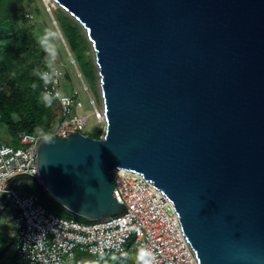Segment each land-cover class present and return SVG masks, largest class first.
Returning <instances> with one entry per match:
<instances>
[{
  "label": "water",
  "instance_id": "95a60500",
  "mask_svg": "<svg viewBox=\"0 0 264 264\" xmlns=\"http://www.w3.org/2000/svg\"><path fill=\"white\" fill-rule=\"evenodd\" d=\"M86 28L106 127L41 140L37 189L88 220L119 214L113 170L143 173L200 264H264V0H55Z\"/></svg>",
  "mask_w": 264,
  "mask_h": 264
},
{
  "label": "built area",
  "instance_id": "2783aa9c",
  "mask_svg": "<svg viewBox=\"0 0 264 264\" xmlns=\"http://www.w3.org/2000/svg\"><path fill=\"white\" fill-rule=\"evenodd\" d=\"M55 83L44 91L64 98L60 102L63 118L52 128L51 135L66 137L70 132L84 133L89 116L75 111L76 99L61 88L60 66ZM96 119L100 109L93 101ZM105 113V111H104ZM20 144L0 141V198L9 182L21 174L38 177L37 152L41 138L36 133H19ZM115 195L125 207L119 214L99 220L82 221L64 217L47 209L38 192L29 191L15 182L0 208L9 206L16 211L13 217L14 235L23 264H100L114 253L127 249L131 239L139 248L153 253L154 264H200L186 234L175 205L162 190L146 179L143 173L127 168H115ZM78 251L93 256L79 258Z\"/></svg>",
  "mask_w": 264,
  "mask_h": 264
},
{
  "label": "trees",
  "instance_id": "16d2710c",
  "mask_svg": "<svg viewBox=\"0 0 264 264\" xmlns=\"http://www.w3.org/2000/svg\"><path fill=\"white\" fill-rule=\"evenodd\" d=\"M27 11L25 0H0V129L4 128L10 133L11 139L7 143L13 145L20 144L19 133L26 131L37 134L36 130L39 128L50 134L53 128L51 124L61 120L57 118L51 123L50 107L41 102V93L45 92L43 82L34 71L45 70V60H42L45 53L41 47V55L36 54L33 49L32 44L36 38L31 32L32 25L29 24ZM56 20L80 65L82 54L77 51V29L65 16H56ZM99 137L100 134L95 138ZM41 198L47 209L60 216L89 221L68 213L53 199ZM16 245V236L11 232L0 233V264H23ZM110 259L111 257L100 264H125L122 257L115 261Z\"/></svg>",
  "mask_w": 264,
  "mask_h": 264
},
{
  "label": "rangeland",
  "instance_id": "374dc122",
  "mask_svg": "<svg viewBox=\"0 0 264 264\" xmlns=\"http://www.w3.org/2000/svg\"><path fill=\"white\" fill-rule=\"evenodd\" d=\"M25 5L30 18L29 24L32 25L31 32L36 38V41L32 44L35 53L41 55L39 51L40 45L38 43V39L43 35L45 29L58 33L59 39L55 41L58 50L55 64L60 66V88L64 92L73 95L76 99L75 111L80 110L88 114L89 119L84 133L92 137H96L100 134L101 137L105 131V124L100 122V119H96V112L93 106L94 101L100 109L103 107L101 75L99 72V65L96 60L94 44L90 39L86 28L70 12L65 10L59 3L55 4L53 0H25ZM56 16H65L77 29L79 33V45L77 51L82 54V57H80L82 58L80 59L81 66L70 49L68 42L59 27V23L56 20ZM45 59L46 57L44 54L42 55V60ZM50 110L51 123L57 118H63L61 105L57 99L53 101L50 106ZM57 124L58 123L51 124V127H54ZM10 139V133H8V131L4 128L0 129V141L9 142ZM17 183L24 185L29 190L32 189L33 191L38 192L42 195L41 197L52 199L46 193L40 192L34 181L31 179H21ZM5 203L6 208H0V233L9 231L14 234V224L12 222L16 211L9 206L7 200H5ZM137 250L138 247L135 245L134 240L131 239L124 252L114 253L107 258L111 257L110 260L115 261L116 259L123 257L124 254H127L128 259L125 260V264H135ZM77 253L79 258L84 255L86 256V260L93 258V256L87 253H81L80 251Z\"/></svg>",
  "mask_w": 264,
  "mask_h": 264
},
{
  "label": "clouds",
  "instance_id": "9594fccd",
  "mask_svg": "<svg viewBox=\"0 0 264 264\" xmlns=\"http://www.w3.org/2000/svg\"><path fill=\"white\" fill-rule=\"evenodd\" d=\"M57 39H59L58 33L49 29H45L43 35L38 39V43L45 53L46 68L45 70L36 69L34 74L43 82L45 87L54 84L55 78L59 75L54 67L58 55V50L55 44ZM56 99H59L62 104L64 103V98L59 96V94L53 95L47 91L41 93V102L44 103L46 107H50ZM36 131L44 143L54 144L56 142L53 135L46 134L39 128ZM122 259L127 260V254H124ZM135 264H154V256L151 250L146 247L139 248L135 256Z\"/></svg>",
  "mask_w": 264,
  "mask_h": 264
},
{
  "label": "bare ground",
  "instance_id": "6f19581e",
  "mask_svg": "<svg viewBox=\"0 0 264 264\" xmlns=\"http://www.w3.org/2000/svg\"><path fill=\"white\" fill-rule=\"evenodd\" d=\"M48 1H50V0H48ZM53 1H54L55 4H57L55 0H53ZM95 55H96V53H95ZM104 111L105 110H104V104H103V113H102L100 122H103L105 124V127H106L107 120H106V115H105Z\"/></svg>",
  "mask_w": 264,
  "mask_h": 264
},
{
  "label": "crops",
  "instance_id": "0c3cea01",
  "mask_svg": "<svg viewBox=\"0 0 264 264\" xmlns=\"http://www.w3.org/2000/svg\"><path fill=\"white\" fill-rule=\"evenodd\" d=\"M13 223V222H12ZM14 235V234H13ZM15 236V235H14Z\"/></svg>",
  "mask_w": 264,
  "mask_h": 264
}]
</instances>
